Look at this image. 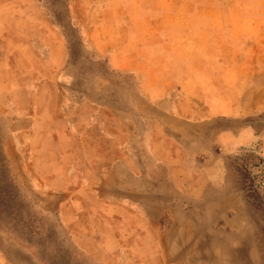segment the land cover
<instances>
[{"label":"rangeland","instance_id":"374dc122","mask_svg":"<svg viewBox=\"0 0 264 264\" xmlns=\"http://www.w3.org/2000/svg\"><path fill=\"white\" fill-rule=\"evenodd\" d=\"M0 51V264H264V0H0Z\"/></svg>","mask_w":264,"mask_h":264},{"label":"crops","instance_id":"0c3cea01","mask_svg":"<svg viewBox=\"0 0 264 264\" xmlns=\"http://www.w3.org/2000/svg\"><path fill=\"white\" fill-rule=\"evenodd\" d=\"M247 18H252V17H247ZM245 23V22H244ZM242 22L240 23H237V24H235V23H233L232 24V30H233V32L235 31V30H237V31H240L239 32V35L241 36L242 35V33H243V35L245 36L246 34H248L246 31H244V30H241V28H242ZM152 25L154 26V27H152L153 29H155V25L153 24V22H152ZM181 26H175V31H178L177 30V28H179V30L180 29H187V28H189V25L190 24H188V23H184V24H180ZM240 25V26H239ZM125 25H121V27H124ZM147 27V26H146ZM190 27H192V26H190ZM193 28L194 29H196V27H194L193 26ZM147 29H148V27H147ZM188 31H190V29H188ZM151 38L149 39L148 38V40H147V37H145V38H142L141 39V42L143 43V44H146L145 42H148V41H150V43L151 42H153V36L151 35L150 36ZM125 40L124 41H122L121 43H125V42H128V37L126 36L125 38H124ZM234 39L235 40H237V39H239V36H234ZM15 43V42H14ZM1 52V51H0ZM115 59V58H114ZM90 104V103H89ZM80 108H81V106H80ZM85 120V117H77V122L80 124L81 122H82V120ZM88 121H90V120H88ZM78 123H76L77 125H79ZM85 123H88L87 122V120L84 122V125H86ZM81 125V124H80ZM81 129V128H80ZM21 155L22 154H24V156H26L27 157V155H26V153H23V152H19ZM78 152H74V155H76ZM112 153H113V155H112ZM149 153V155H152V157H153V160L155 161V163H157V162H160L161 160L160 159H166V161H171L172 160V156L174 155V153L173 152H148ZM8 154H9V156L12 158V159H14V161H13V164H14V166H16V168L17 167H19V163H18V157H20V156H18V155H16V152H8ZM78 155H79V157H81V156H83V157H85V155H86V153L85 152H79L78 153ZM109 157L112 155V157L114 158L113 160H111V161H109L107 164H105V165H107V170H106V172L107 173H110V174H113V173H115V172H118L117 170H119V172L121 171V172H123V168L126 166V157H127V155H126V152H115V154H114V152H109ZM87 156V155H86ZM91 156V154H89V157ZM105 156H107V154H105ZM85 162V161H84ZM81 163L82 162H78V164L79 165H81ZM25 165H26V162H25ZM16 168H14V171H17L16 170ZM119 168V169H118ZM103 172H105V170H102ZM1 247H3V245L1 246ZM5 249V247H3V250ZM6 250V249H5ZM9 260V259H8ZM8 264H14V263H12L11 261H9L8 262Z\"/></svg>","mask_w":264,"mask_h":264},{"label":"trees","instance_id":"16d2710c","mask_svg":"<svg viewBox=\"0 0 264 264\" xmlns=\"http://www.w3.org/2000/svg\"><path fill=\"white\" fill-rule=\"evenodd\" d=\"M231 166L238 173L241 190L264 218V167L260 169V173L255 174L251 168L258 164L245 155L236 157Z\"/></svg>","mask_w":264,"mask_h":264}]
</instances>
